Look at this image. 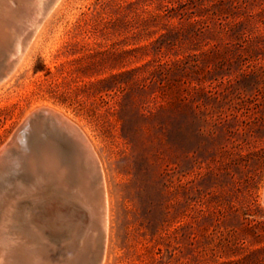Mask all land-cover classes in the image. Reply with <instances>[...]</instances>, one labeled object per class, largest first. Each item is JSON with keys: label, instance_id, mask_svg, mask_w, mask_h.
<instances>
[{"label": "rangeland", "instance_id": "rangeland-1", "mask_svg": "<svg viewBox=\"0 0 264 264\" xmlns=\"http://www.w3.org/2000/svg\"><path fill=\"white\" fill-rule=\"evenodd\" d=\"M16 1L0 0V61L21 58L0 149L41 107L85 131L108 199L100 264H264V0H26L17 17ZM72 209L7 173L0 248Z\"/></svg>", "mask_w": 264, "mask_h": 264}, {"label": "water", "instance_id": "water-1", "mask_svg": "<svg viewBox=\"0 0 264 264\" xmlns=\"http://www.w3.org/2000/svg\"><path fill=\"white\" fill-rule=\"evenodd\" d=\"M14 61L12 56L0 61V81L11 72ZM7 173L36 178L41 183L52 182L54 187L64 182L68 184V180L75 176L73 178L83 186L87 198L81 199L79 191L71 193L64 189L61 193L63 196H77L80 203L77 208L83 210L84 207L94 216L95 228L89 252L74 264H100L104 217L102 174L88 140L73 122L45 107L31 112L0 149V179ZM60 262L70 263L65 259Z\"/></svg>", "mask_w": 264, "mask_h": 264}, {"label": "bare ground", "instance_id": "bare-ground-1", "mask_svg": "<svg viewBox=\"0 0 264 264\" xmlns=\"http://www.w3.org/2000/svg\"><path fill=\"white\" fill-rule=\"evenodd\" d=\"M2 1L5 3L6 0H2ZM10 1L12 2L14 0H10ZM50 1L51 0H49V2ZM56 1L57 0H55L52 3V5H55L54 3H56ZM24 2L27 3L26 0H22V1L17 0L16 3L18 5V7H16L17 9H15V10L10 9L11 7L10 8L6 7V8L8 10H10L11 12H14V15L17 17V15H20L23 13V8L21 6V3L24 4ZM42 3H43V1H42ZM58 3H59V1H58ZM40 4H41V2H40ZM48 4L49 3H47L46 5H48ZM54 7H56V6H54ZM43 8H44V6H43ZM49 8H51V7H49ZM49 8H47V9H49ZM52 11L50 13H52ZM38 13H39V11H38ZM34 16H35V14H34ZM36 18H38V17H36ZM32 19H34V18H32ZM38 19H40V18H38ZM25 24H27V23H25ZM38 27L39 26L37 25L35 28L37 29ZM35 33H38V31ZM18 37H20V36H18ZM34 39L35 38H33V40ZM32 41H31V43H33ZM10 46H11V44H10ZM6 50H7V48H6ZM6 52H8V50ZM11 52H12V50H11ZM1 53H2V50H0V56L2 55ZM24 54H26V53H24ZM20 59H21L20 57L15 58L13 69L11 70L10 73H13L15 71L14 68L20 62ZM10 73L2 81H0V84L4 80H6V78H8V76L9 77L11 76ZM65 118H67V117H65ZM68 120H70V119H68ZM73 124L76 125V123H73ZM76 126L78 127V125H76ZM78 128L80 129V127H78ZM80 130L83 133V135L85 136V138L88 140L93 152L95 153V156L98 159L96 151L94 150L91 142L89 141L90 139L88 138V136L86 135L84 130H82V129H80ZM85 171H86V173L88 172V167H86ZM69 177H71V176H69ZM73 177H75V176H73ZM73 177L70 178V180H68V184H66L64 182L60 186L56 185L54 187V189L56 191H59V192H63L61 190L67 189L71 193H75L76 191H79L81 194V195H79L80 198L84 200L85 198H87V196H86V193H84L85 191L83 190V186H81V184H79L76 181V179ZM103 183H104V179H103ZM104 195H105L104 217H103V223H102L101 229L104 231V233H107V229H108V209H107L108 199H107L106 192H104ZM69 197L71 198V200L73 201L74 204H76V205L80 204L79 201H77V199H76L77 196H75V197L69 196ZM80 207H82V206L80 205ZM82 208H83V210L72 209V210H69V211L64 212V213H59L60 214L59 216L56 215V217H58V225L57 226H58L59 230L58 231H52L51 233H47V232L43 233L40 229L38 230V229H35L33 227H31V229L30 228L26 229L24 226H21L27 220V217L24 214V211H22V213L19 214V218H20V220H19L20 225L19 226H21V228L24 229V231L23 230L22 231L29 236V239L27 240V242H24V241L22 242L21 240H18V238H17L18 236H16L14 238L15 240L10 239V238L6 239L3 246H1V248H0V264H64V263L60 262L61 259L69 260L70 261L69 264L76 263V261H78V259L83 258L87 254V252H89L90 245L92 244L91 234H92V232H94V228H95L94 216L91 215L90 213L86 212L84 207H82ZM56 211H58V210L56 209ZM59 211H62V210H59ZM52 223H54V222H52ZM52 227H53V225H49V223H48L46 225V227H44V228L51 229ZM25 229H26V231H25Z\"/></svg>", "mask_w": 264, "mask_h": 264}]
</instances>
